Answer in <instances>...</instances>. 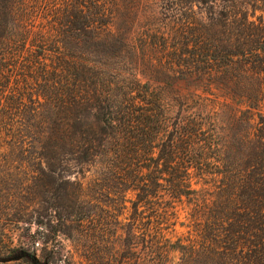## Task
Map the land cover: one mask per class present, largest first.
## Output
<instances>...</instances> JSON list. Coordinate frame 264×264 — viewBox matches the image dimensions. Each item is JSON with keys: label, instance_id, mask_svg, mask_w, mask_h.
Segmentation results:
<instances>
[{"label": "trees", "instance_id": "16d2710c", "mask_svg": "<svg viewBox=\"0 0 264 264\" xmlns=\"http://www.w3.org/2000/svg\"><path fill=\"white\" fill-rule=\"evenodd\" d=\"M163 1L136 43L114 0H0V264L55 222L88 264H264V14Z\"/></svg>", "mask_w": 264, "mask_h": 264}, {"label": "rangeland", "instance_id": "374dc122", "mask_svg": "<svg viewBox=\"0 0 264 264\" xmlns=\"http://www.w3.org/2000/svg\"><path fill=\"white\" fill-rule=\"evenodd\" d=\"M117 4L116 16V28L122 33L129 35L130 38L134 39L136 43H141L146 36L153 35L158 30H163L166 23L169 22L170 18L177 16V18L182 19L184 16L188 15L185 13V9L182 6H178V11L174 14L169 9L168 3L163 0H114ZM220 0L216 2H210V4H205L204 6L199 7L195 6V14L197 17L206 18L207 15L216 17L215 14L218 10ZM183 5V4H182ZM212 6V7H211ZM261 6V7H259ZM207 8L213 9L210 14ZM249 14H255L258 16L264 14V4L261 1L249 0V5L247 6ZM208 12V13H207ZM129 33V34H127ZM157 35L156 37H158ZM152 40L159 42V38L152 37ZM161 42V40H160ZM164 44V43H163ZM163 46V45H162ZM188 55V54H186ZM184 58H189L186 56ZM186 83L185 80L178 81L176 87L184 86ZM172 93V91H170ZM3 167V165L1 166ZM74 178V177H73ZM0 185L1 189L5 190V180L9 182L7 173L0 172ZM4 204V203H3ZM5 205V204H4ZM113 213L114 210H111ZM107 213L104 212V215ZM186 212L182 213L181 220L185 221ZM5 223L0 222V247L2 250H6L10 245V230L11 227H8ZM42 231V235L45 238H49V244H42L40 241L36 243L38 248V256L41 259V263H50V264H88L87 257L83 254V251L77 253L75 246L72 241L65 237L62 234H57L56 232V222L51 225H45L39 228ZM37 230L36 226H32L30 229L26 225L20 226L16 231L14 244H19L23 237L21 235H28ZM177 231L179 233L186 231L185 227L180 225L177 226ZM22 238V239H21ZM97 249L93 250L96 253L97 263H103L107 261V250L103 243L97 245ZM62 251L63 253H57Z\"/></svg>", "mask_w": 264, "mask_h": 264}, {"label": "water", "instance_id": "95a60500", "mask_svg": "<svg viewBox=\"0 0 264 264\" xmlns=\"http://www.w3.org/2000/svg\"><path fill=\"white\" fill-rule=\"evenodd\" d=\"M41 264H50V263L46 262V263H41Z\"/></svg>", "mask_w": 264, "mask_h": 264}]
</instances>
